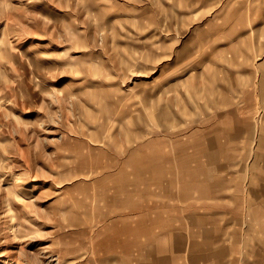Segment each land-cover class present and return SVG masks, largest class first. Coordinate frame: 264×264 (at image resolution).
<instances>
[{"label": "rangeland", "instance_id": "obj_1", "mask_svg": "<svg viewBox=\"0 0 264 264\" xmlns=\"http://www.w3.org/2000/svg\"><path fill=\"white\" fill-rule=\"evenodd\" d=\"M262 10L0 0V264H264Z\"/></svg>", "mask_w": 264, "mask_h": 264}, {"label": "crops", "instance_id": "obj_2", "mask_svg": "<svg viewBox=\"0 0 264 264\" xmlns=\"http://www.w3.org/2000/svg\"><path fill=\"white\" fill-rule=\"evenodd\" d=\"M249 14H264V10H262L260 12L254 11V12H251ZM263 22H264V16H263ZM259 29H262V33L264 35V26H263V28H259ZM240 33L246 34V35L248 34L247 30H246V32H240ZM250 34H251V32L248 35H250ZM251 49H252V50H250L251 52L249 51V49H244L245 51H242L239 53V56H241V54H243V56L245 57V59H244L245 62L242 63V65L246 66L247 68L244 70H237V71L232 70L231 71L232 75L243 74V75H248V76L250 75L251 76L254 74V71H252V69H249V68L254 66V58H255V55H254L255 49H253V47ZM237 50L239 51L240 49H237ZM257 51H262L263 52L262 55L264 54V42L262 44V48H258ZM243 52H247V53H243ZM248 52H250V54ZM252 60H253V63H251ZM261 61H262L261 63H262L263 71L259 75L258 81L255 84V87L254 88H251V87L248 88V90L254 89V91H255V94H254L252 101L255 102L257 105L254 106L255 111H253L252 113H256V114H264V58H262ZM237 90H239V88H237ZM261 174H262V178L264 179V171ZM261 189H263V191H264V184H263V187H261ZM263 205H264V202H263Z\"/></svg>", "mask_w": 264, "mask_h": 264}]
</instances>
